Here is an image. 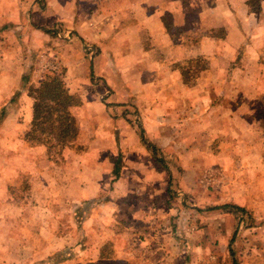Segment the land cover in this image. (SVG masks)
I'll list each match as a JSON object with an SVG mask.
<instances>
[{"label": "rangeland", "instance_id": "rangeland-1", "mask_svg": "<svg viewBox=\"0 0 264 264\" xmlns=\"http://www.w3.org/2000/svg\"><path fill=\"white\" fill-rule=\"evenodd\" d=\"M250 3L257 8L256 2ZM8 24L18 25L11 31L18 33L20 47L26 53L22 54L21 50L15 54L4 53L2 41L10 38L0 37V73L4 74L0 78V207L6 208L0 214L8 216L6 220L11 225H19L20 217L29 218L26 225L36 229L41 227L34 221L45 218L37 206L47 203L50 207L53 200L46 196L50 191L46 190L49 187L45 179L53 174L58 184H62L66 149L79 154L86 151L93 157L89 148L93 150L109 138L115 141L119 132L131 127L140 133V128L154 118L148 116L153 112L147 109L167 102H154V85H148V68L142 65L134 64L126 69L121 64V70L114 69V81L113 73L105 67L108 56L105 42L101 46L91 41L73 45L71 49H78L82 56L77 67L71 70L72 60L76 58L75 55L71 58L72 50L66 48L69 53L57 54L59 49L52 42L48 46H54L53 49L45 47L37 51L40 33L26 20L19 23L0 20V36ZM96 24L89 26L90 29L102 26L100 22ZM190 43L191 38L185 41L187 46ZM144 44H140L141 48L148 51ZM262 50L259 58L241 53L231 57L201 54L184 60L179 74L182 85L177 87L175 95L185 96L195 91L192 95L197 94L198 110L194 111V117H176L193 107L189 101L181 106L178 103L170 110L176 113L178 125L186 120L198 121L199 117L212 118V110L216 109L228 111L233 121V131L228 135L211 136L209 156L197 161L199 173L180 176L183 181L178 180L179 184L170 179L171 190L161 199L148 201V197L135 191L117 197L114 202L109 197L114 185L118 189L116 178L122 161H116L120 153L114 157L112 150H107L104 155L107 161H103L104 185L95 198L83 199L80 203L72 199V204L69 206L67 202L66 207L65 199L58 201L60 207L56 202L51 206L56 213L55 221L47 218L49 227L40 235L41 241L35 236L31 240L33 234L39 233L36 230L16 232L30 237L32 244L55 242L43 257L36 255L42 245L27 243L22 254L25 260L34 254L37 260L32 264H233V259L237 264H264V47ZM19 68H22L20 76ZM35 72L41 73V82L50 76L60 79L73 103L64 112H51L49 120H39L42 128L47 127L46 132L42 133L40 128L32 131L31 121V130L17 135L11 130L16 120L11 119L7 124L6 117L18 109L24 111L29 105L33 120L32 91L37 86L30 83ZM140 72L145 74V80L142 86H136ZM162 81L164 77L159 82L166 87L157 90L171 96L173 92ZM145 96L150 98L148 105L144 102ZM89 110L96 114L90 117ZM61 121L68 125L71 134L64 146L50 139L48 133L51 122L55 126ZM210 154L216 161L209 158ZM95 156L96 160L102 158L100 154ZM158 162L167 169L163 157ZM114 171L118 173L115 175ZM8 208H20V217ZM11 252L10 249L3 251ZM25 260L22 264H30V260Z\"/></svg>", "mask_w": 264, "mask_h": 264}, {"label": "crops", "instance_id": "crops-1", "mask_svg": "<svg viewBox=\"0 0 264 264\" xmlns=\"http://www.w3.org/2000/svg\"><path fill=\"white\" fill-rule=\"evenodd\" d=\"M250 1L256 2L257 8H253ZM0 20L18 23L26 20L32 23L41 36L37 51L48 48L52 42L59 49L56 51L57 54L62 51L69 53L66 48L72 50L71 58L74 55L76 58L72 60L71 70L77 67L82 56V52L78 49H71L73 45L81 46L84 41H91L101 46V43L105 42L108 48L105 67L113 73V80L116 78L114 69L121 70V64H124L126 69H130L132 65L134 67V64L136 67L139 65L147 67L148 85H154V97H152L154 102H167L158 106L152 105L147 109L148 112H153L148 115L149 117L160 118L157 121L154 118L149 119L148 125L140 128V133L130 126L131 128L121 134L119 132L115 141L109 138L104 143L94 146L95 149L89 148L88 151L93 152V157L86 151L79 154L80 152L72 153L66 149L62 184H58L52 173L48 175L47 180L45 179L49 187L46 190L50 191L46 196L53 200L49 203L50 207L47 203H39L41 206H37L38 212L43 211L45 214L44 219L34 221L40 223L41 228L27 226L29 222L27 220L31 219L20 217V208H8L20 217V223H17L20 226L11 225L6 220L8 216L0 214V264H22L25 260L22 254L27 243L33 246L42 245L43 248L36 251V255L41 254V257L51 251V246L53 249L55 242L47 240L32 244L29 243L30 237L25 238V235H17L16 232L21 229L36 230L39 233L33 234L31 240L35 236L41 241L40 235L42 236V232L49 227L47 218L53 219V216H56L51 206L64 199L66 207L72 204V199L73 202L80 203L83 199L95 198L104 185L103 161H107L105 158L107 150H112L114 157L120 153L116 161H122V168L116 178V182H119L118 189L114 185L112 196L109 197L114 202L117 197L130 195L135 191L148 197V201L161 199L171 190L170 179L177 180L179 184L178 180L183 181L179 179L180 176L190 177L196 172L199 173L200 169H196L197 161L209 156L207 148L211 136L228 135L233 131V121L232 116L227 114L228 111L216 109L212 110V118L199 117L198 121L186 120L183 125H178L175 121L176 117H194V111L198 110L195 106L197 94L192 95L195 91L185 96L175 95L177 87L182 85L179 74L184 60L201 54L231 57L241 53L254 54L259 58L264 47V0H0ZM96 22H100L102 26L90 29L89 26L97 25ZM17 26L8 24V27L2 28L1 39H4L2 38L4 36L10 38L2 41V46L5 47L4 53L15 54L19 50L23 52L22 54L26 53L24 47H20L18 33L11 31ZM60 28L64 30L61 31ZM189 37L192 43L187 46L185 41L190 39ZM58 39L61 41L56 42ZM118 39H122V44H118ZM141 43H145L144 46L148 51L141 48ZM49 48L53 49L54 46ZM85 66L88 69V65ZM89 67L92 69L91 64ZM21 72L22 68H19V76ZM72 75L74 76V73ZM3 76L4 74L0 73L1 79ZM40 76L41 73L35 72L30 84H36L38 87L41 83ZM163 77V85H167L168 91L173 92L171 96L161 94V89L157 90L162 86L159 80ZM136 78V86H142L145 74L140 72ZM75 79L71 80L75 81ZM143 99L148 105L147 101L150 98L145 96ZM25 101L27 103V100ZM188 101L192 102L193 106L188 109L189 111L184 114L182 112V115L176 117L175 112L171 113L173 111L170 110H173L178 103L181 106ZM200 102L198 101V106ZM161 106L165 108L161 109ZM89 111L90 117L96 114L92 110ZM145 116L146 114L143 113L141 118L144 119ZM11 119L16 120V125L11 129L14 134L28 133L32 121L30 106L28 105L24 111L18 109L13 114H9L6 123L9 124L8 121ZM100 123L103 127V119ZM112 130H115L114 126ZM155 151L158 153L155 154ZM96 154L102 155V158L96 160ZM108 154L111 155L110 152ZM161 157L164 158L163 163L167 165V169L158 162ZM209 158L216 161L211 154ZM113 167L112 162L111 171ZM45 205L46 208H42ZM58 206L60 207L59 203ZM4 210L6 208L0 207V211ZM16 216L13 215L14 218ZM93 216L98 217L95 213ZM85 227L88 231L87 226ZM6 249H10L11 254L3 253ZM45 249L47 251H44ZM26 260H30L32 264L37 257L33 254Z\"/></svg>", "mask_w": 264, "mask_h": 264}, {"label": "trees", "instance_id": "trees-1", "mask_svg": "<svg viewBox=\"0 0 264 264\" xmlns=\"http://www.w3.org/2000/svg\"><path fill=\"white\" fill-rule=\"evenodd\" d=\"M32 97L34 98L32 131H37L40 128L42 133L46 132L47 127H41L40 119L49 120L51 112H64L67 106L73 103V98L67 93L62 81L55 76H50L42 81L40 86L32 91ZM50 127L48 131L50 139L56 140L61 146L66 145V141L71 138L68 125L61 121L54 126L51 122ZM114 173L116 175L118 172L114 171ZM232 261L233 264H237L235 259Z\"/></svg>", "mask_w": 264, "mask_h": 264}]
</instances>
